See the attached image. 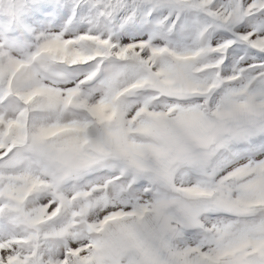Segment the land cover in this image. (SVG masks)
Listing matches in <instances>:
<instances>
[{"label": "snow or ice", "instance_id": "obj_1", "mask_svg": "<svg viewBox=\"0 0 264 264\" xmlns=\"http://www.w3.org/2000/svg\"><path fill=\"white\" fill-rule=\"evenodd\" d=\"M0 264H264V0H0Z\"/></svg>", "mask_w": 264, "mask_h": 264}]
</instances>
